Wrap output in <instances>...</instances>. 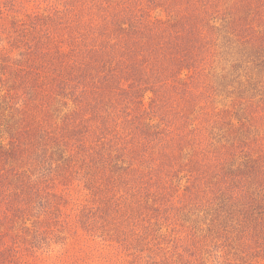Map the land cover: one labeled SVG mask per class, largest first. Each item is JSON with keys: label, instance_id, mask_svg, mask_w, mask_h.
<instances>
[{"label": "rangeland", "instance_id": "1", "mask_svg": "<svg viewBox=\"0 0 264 264\" xmlns=\"http://www.w3.org/2000/svg\"><path fill=\"white\" fill-rule=\"evenodd\" d=\"M259 4L0 0V264H264Z\"/></svg>", "mask_w": 264, "mask_h": 264}, {"label": "trees", "instance_id": "2", "mask_svg": "<svg viewBox=\"0 0 264 264\" xmlns=\"http://www.w3.org/2000/svg\"><path fill=\"white\" fill-rule=\"evenodd\" d=\"M238 1H249L250 3H251V1L252 2H254L255 3V1H256V3H260L259 4V6H264V0L262 1V0H238ZM262 26H263V28H262V31H261V33L262 34H264V22L262 21ZM150 33H154V31L153 30H151V32ZM196 32H195V30H193V33L192 34H195ZM87 36V35H86ZM138 44V43H137ZM170 44V43H169ZM168 43L166 44L167 46H171L172 47V45H169ZM94 45L95 44H93V45H91V46H89V47H94ZM145 45V44H144ZM165 45V46H166ZM103 46H105V47H108L107 45H103ZM138 46H139V44H138ZM171 47H169V48H171ZM98 53V51H95V54H97Z\"/></svg>", "mask_w": 264, "mask_h": 264}]
</instances>
